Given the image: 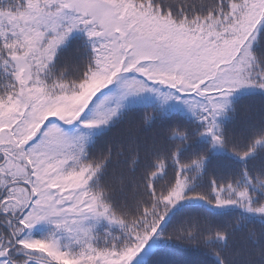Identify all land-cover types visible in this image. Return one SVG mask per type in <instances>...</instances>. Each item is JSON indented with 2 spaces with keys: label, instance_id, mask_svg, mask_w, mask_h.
I'll use <instances>...</instances> for the list:
<instances>
[{
  "label": "snow or ice",
  "instance_id": "snow-or-ice-1",
  "mask_svg": "<svg viewBox=\"0 0 264 264\" xmlns=\"http://www.w3.org/2000/svg\"><path fill=\"white\" fill-rule=\"evenodd\" d=\"M177 241L264 264V0H0V264Z\"/></svg>",
  "mask_w": 264,
  "mask_h": 264
},
{
  "label": "trees",
  "instance_id": "trees-1",
  "mask_svg": "<svg viewBox=\"0 0 264 264\" xmlns=\"http://www.w3.org/2000/svg\"><path fill=\"white\" fill-rule=\"evenodd\" d=\"M246 103L254 104L259 107L261 101L256 98L253 101H248ZM222 220L227 218H220ZM244 258H248L247 255ZM258 257H252L256 259ZM161 264H205L207 257L203 250L199 249L195 244H184L177 241L173 247H170L158 256Z\"/></svg>",
  "mask_w": 264,
  "mask_h": 264
}]
</instances>
